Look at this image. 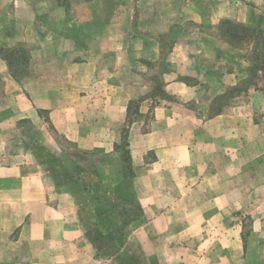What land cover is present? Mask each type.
<instances>
[{"label":"crops","instance_id":"0c3cea01","mask_svg":"<svg viewBox=\"0 0 264 264\" xmlns=\"http://www.w3.org/2000/svg\"><path fill=\"white\" fill-rule=\"evenodd\" d=\"M151 9L168 12L169 21L176 13L181 15L171 29L189 26L204 37L186 33L184 38L181 33L169 53L167 70L159 66L164 53L161 35L171 29L158 31L153 38L138 33L141 20L135 11L121 45L116 41L106 52L101 48L89 53L85 44L82 59L55 56L26 82L8 77L9 65L0 55V264L111 263L97 258L71 194L57 190L33 150L26 152L30 161L21 146L14 145L13 132L20 122L36 123L47 112L54 130L77 147L114 150L121 140L117 124L128 117L131 102L138 103L142 115L131 128L129 143L137 196L148 219L133 236L145 237L149 244L165 218L157 204L185 201L186 195H199L206 186L209 196L198 201L224 205L205 204L194 213L199 217L202 213L210 234L223 239H202L199 251L219 255L209 253L208 261L199 258L197 263L247 264L243 226L225 227L221 234L213 222L232 218L235 204L241 207L254 194L264 193V79L249 93L236 96L234 109L219 116L204 114L209 115L212 103L242 80L241 73L227 67L232 45L217 28L231 21L264 31V0H171ZM162 19L154 20L164 26ZM139 42L141 49L135 45ZM189 77L196 83H187ZM87 102H96L95 117L87 113ZM232 113L235 127L229 120ZM151 154L153 159L147 161ZM233 155H239V161ZM253 155L255 178L248 173ZM216 207L218 211L211 210ZM238 249L242 254L233 252ZM179 252L172 242L160 264H184ZM256 264H264V246Z\"/></svg>","mask_w":264,"mask_h":264},{"label":"rangeland","instance_id":"374dc122","mask_svg":"<svg viewBox=\"0 0 264 264\" xmlns=\"http://www.w3.org/2000/svg\"><path fill=\"white\" fill-rule=\"evenodd\" d=\"M170 3L171 0H0V55L9 65L8 77L26 82L37 76L39 65L53 62L55 56L65 54L68 58L82 59L85 44L89 47V53L101 48L106 52L117 43L116 41L121 45L126 34L130 32L127 22L134 11L141 20L137 32L153 38L158 31L171 29L173 21L178 22L181 17L176 13L169 21L171 17L168 16V12L151 9L157 5ZM158 11L162 14H157ZM160 17L166 20L164 26L155 23L154 19ZM232 23L223 30L220 25L217 30L219 36L232 45V52L229 51L230 64L227 67L236 74L241 73L242 80L236 89L212 103L210 114L208 115V112L204 114L210 117L223 115L230 107L234 109L233 99L239 94L249 93L250 87L257 86L258 81L264 79V31L242 24L240 25L245 28H239L236 26L238 23ZM164 32L166 33L161 35L164 39V53L161 61L159 60L161 70H167L171 65L169 53L174 41L182 38L181 33L184 38L186 33L189 35L194 33L195 38L200 36L199 30L189 26L179 25L177 28L174 26L169 33ZM227 32L233 34L232 38L228 37L230 34ZM111 37L114 41L110 39ZM135 45L139 49L142 48L140 42ZM236 51L238 54L235 55ZM60 63L63 62L57 64ZM126 66L127 63L124 67ZM221 67H224L223 64ZM185 81L190 84L196 83L193 77L185 78ZM102 93L104 96L107 93L110 95L109 91ZM95 104L96 102H87V113L93 117L96 114ZM44 113L40 114V120L36 123L28 119L20 122L13 132V143L15 146H21V150L25 151V156H28L30 161V154L26 152L30 153L33 150V154L39 159L41 167L46 168L57 190L71 194L73 204L79 212L81 226L94 244L97 258L106 262L111 261L109 264H160L163 254L172 242L180 249L182 260L186 261L184 264H198L199 258L208 261L209 253L219 255L216 251H199L201 240H208L213 235L208 231V221H203L202 213L200 217L195 213H198L199 208L205 204L224 205L223 202L202 204L198 201L209 196L206 186L199 195L190 193L186 195L185 201L157 204L158 210L163 208L165 218L161 219L159 232L150 237L149 244L144 242L145 237L136 239L133 236L148 220L138 200L135 184L137 174L130 154L129 133L133 124L142 117L137 102H131L128 117L117 124L121 140L114 150L107 147L86 151L77 147L75 143L54 130L48 113ZM249 113L251 115V112ZM234 119L237 120L236 114L232 113L229 120L235 127L237 121ZM234 156L236 161H239V155L231 157ZM254 158L255 155L251 161L248 159V173L255 178L257 171ZM151 159L152 154L147 161ZM70 176L92 185L95 194L101 195L102 199L97 201V195L83 193L85 189L83 185L76 186L75 179H71ZM93 208L96 210L91 211ZM216 208L211 210L218 211V207ZM234 208L232 218L219 217L213 223L221 234L225 227L242 225L244 257L247 264H256L259 252L264 246V233L261 232L262 228L264 229V193L254 194L247 203L241 207L235 204ZM196 228H199L198 233H194ZM203 229L204 233L199 234ZM219 236L217 234L213 237L223 239ZM218 244L222 247L220 242ZM233 252L242 254L239 249Z\"/></svg>","mask_w":264,"mask_h":264},{"label":"trees","instance_id":"16d2710c","mask_svg":"<svg viewBox=\"0 0 264 264\" xmlns=\"http://www.w3.org/2000/svg\"><path fill=\"white\" fill-rule=\"evenodd\" d=\"M230 24H233L232 22H230V21H226V22H223L222 24H221V29L223 30V29H225L226 27H228ZM237 27H239V28H245V27H243L242 25H240V24H238V25H236ZM228 34H230L229 32H227ZM225 34H226V32H225ZM228 36V35H227ZM232 36H233V34H230L228 37L229 38H232ZM71 177V179L73 178V179H75V185L76 186H78V187H81L82 185H83V187L85 188L84 190H83V193H87L88 195H97L96 196V200L97 201H100L101 199H102V196L100 195H98V194H95V188L92 186V185H90V184H87L84 180L82 181V180H80V179H77V178H75V176H70ZM83 183V184H82ZM118 186V185H117ZM118 193V192H117ZM117 193H115V194H117ZM96 210V208H93V209H91V211H95Z\"/></svg>","mask_w":264,"mask_h":264}]
</instances>
